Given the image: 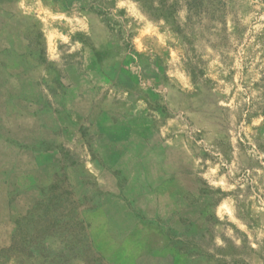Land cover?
<instances>
[{"label":"rangeland","instance_id":"rangeland-1","mask_svg":"<svg viewBox=\"0 0 264 264\" xmlns=\"http://www.w3.org/2000/svg\"><path fill=\"white\" fill-rule=\"evenodd\" d=\"M264 264V0H0V264Z\"/></svg>","mask_w":264,"mask_h":264},{"label":"crops","instance_id":"crops-1","mask_svg":"<svg viewBox=\"0 0 264 264\" xmlns=\"http://www.w3.org/2000/svg\"><path fill=\"white\" fill-rule=\"evenodd\" d=\"M219 264V263H218Z\"/></svg>","mask_w":264,"mask_h":264}]
</instances>
